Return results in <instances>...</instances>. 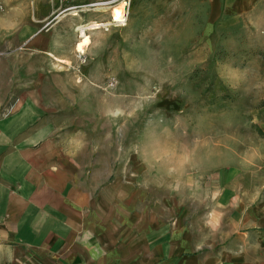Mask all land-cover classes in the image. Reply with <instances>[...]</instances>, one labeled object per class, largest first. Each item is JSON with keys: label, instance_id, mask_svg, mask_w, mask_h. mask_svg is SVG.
Here are the masks:
<instances>
[{"label": "rangeland", "instance_id": "1", "mask_svg": "<svg viewBox=\"0 0 264 264\" xmlns=\"http://www.w3.org/2000/svg\"><path fill=\"white\" fill-rule=\"evenodd\" d=\"M57 7L0 0L1 15L24 12L45 21L41 29ZM64 19L77 26L106 18ZM247 25L209 0H132L126 24L89 32L83 55L74 52L76 27L66 30L72 60L53 61L77 84L70 119L95 162H108L110 182L127 198L138 194L142 210L191 211L196 235L205 196L218 182L225 191L233 173L264 153V36Z\"/></svg>", "mask_w": 264, "mask_h": 264}, {"label": "crops", "instance_id": "2", "mask_svg": "<svg viewBox=\"0 0 264 264\" xmlns=\"http://www.w3.org/2000/svg\"><path fill=\"white\" fill-rule=\"evenodd\" d=\"M209 2L264 36V0ZM13 12L0 14V264H264V153L205 196L197 235L183 207L142 210L70 119L77 84L53 61L72 60L75 26Z\"/></svg>", "mask_w": 264, "mask_h": 264}, {"label": "built area", "instance_id": "3", "mask_svg": "<svg viewBox=\"0 0 264 264\" xmlns=\"http://www.w3.org/2000/svg\"><path fill=\"white\" fill-rule=\"evenodd\" d=\"M131 1L132 0H57L58 7L54 11L52 19L47 22L45 26L51 22H54L59 17H75L82 14L95 13L104 14L106 19L99 22L88 21L86 23L78 24L76 27L82 28L91 22L97 23V25H101V27L99 28H107L109 26L123 27L126 24L129 16ZM119 5H122L120 17L117 20H113L110 14L113 9L118 7ZM104 24L108 25L104 26ZM83 32L87 31L83 30ZM80 34V31H77V37H80Z\"/></svg>", "mask_w": 264, "mask_h": 264}, {"label": "bare ground", "instance_id": "4", "mask_svg": "<svg viewBox=\"0 0 264 264\" xmlns=\"http://www.w3.org/2000/svg\"><path fill=\"white\" fill-rule=\"evenodd\" d=\"M121 8H122V5H119L118 7L114 8L113 11L115 9H118L119 10V17H120V12H121ZM113 11L111 12V17L113 20H117L119 19L118 18H115L114 19V14H113ZM60 19L62 18H58L55 20V22H58ZM97 23H94V22H91L89 24H87L85 27H82V28H79V27H76L74 29V31L77 33V31H80V37H77V41L76 43L74 44V52L78 55H83L84 52L88 49V46L90 44V40H89V37H88V34L89 32H92L94 30H97L99 27H101V25H96ZM108 24H104V26H107ZM103 26V27H104ZM114 27H120V26H114ZM83 30H86L87 32H83ZM58 63H62L61 60H56Z\"/></svg>", "mask_w": 264, "mask_h": 264}]
</instances>
